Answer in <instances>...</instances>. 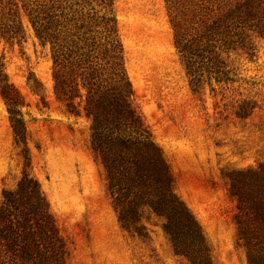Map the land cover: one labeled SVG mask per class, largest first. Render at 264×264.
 Here are the masks:
<instances>
[{"label": "rangeland", "instance_id": "rangeland-1", "mask_svg": "<svg viewBox=\"0 0 264 264\" xmlns=\"http://www.w3.org/2000/svg\"><path fill=\"white\" fill-rule=\"evenodd\" d=\"M228 2L260 7L244 25L247 50L220 53L231 82L203 75L195 84L175 49L166 0H0V92L3 84L17 90L25 127L24 144L16 142L0 94V197L22 173L37 181L66 242V264L188 263L152 223L143 221L146 239L118 225L89 148V122L66 115L56 100L50 45L36 36L29 10L53 4L66 32L78 28L95 40L101 20H114L133 105L162 151L174 193L201 228L212 264H248L230 189L233 181L247 199L256 196L249 186L264 164V0ZM242 100L255 104L244 119L234 114Z\"/></svg>", "mask_w": 264, "mask_h": 264}, {"label": "trees", "instance_id": "trees-1", "mask_svg": "<svg viewBox=\"0 0 264 264\" xmlns=\"http://www.w3.org/2000/svg\"><path fill=\"white\" fill-rule=\"evenodd\" d=\"M166 2L173 14L174 46L190 82L199 83L203 75L218 83L231 82L220 53L247 50L244 25L250 21L248 12L259 11V5L228 0ZM31 12L35 13L31 24L36 36L43 46L49 43L52 52L56 100L65 105L66 115L89 122V148L102 168L106 194L120 228L146 239L149 232L143 221L152 223L160 229L174 256L188 264H212L201 228L174 193L162 151L133 105L114 20H101L103 30L95 40L85 37L86 31L78 34V28L73 35L66 32L69 24L62 21L63 13L59 17L53 13V4L38 11L30 9L29 15ZM260 15L264 20V14ZM258 36L264 33L258 31ZM0 94L16 142L24 144L25 127L16 111L19 94L7 84L2 85ZM254 106L242 100L234 114L244 119ZM259 167V181L253 179L249 186L256 187V196L247 199L233 181L230 189L237 203L238 241L246 250L248 264H264V164ZM66 256V242L39 184L22 173L13 188L1 190L0 264H66Z\"/></svg>", "mask_w": 264, "mask_h": 264}]
</instances>
